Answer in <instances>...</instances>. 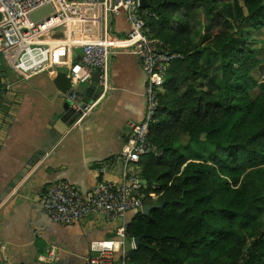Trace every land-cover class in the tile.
<instances>
[{
	"label": "trees",
	"instance_id": "obj_1",
	"mask_svg": "<svg viewBox=\"0 0 264 264\" xmlns=\"http://www.w3.org/2000/svg\"><path fill=\"white\" fill-rule=\"evenodd\" d=\"M147 2L146 33L184 59L169 66L149 126L162 156L139 161L142 205L164 204L127 222L140 238L129 264H264V80L252 73L263 63L250 44L264 0ZM187 4L203 14L196 42L188 20L168 24Z\"/></svg>",
	"mask_w": 264,
	"mask_h": 264
},
{
	"label": "crops",
	"instance_id": "obj_2",
	"mask_svg": "<svg viewBox=\"0 0 264 264\" xmlns=\"http://www.w3.org/2000/svg\"><path fill=\"white\" fill-rule=\"evenodd\" d=\"M202 18L200 8L187 4L168 24L177 28L188 20L189 38L196 42L205 27ZM128 29L124 12L110 17L115 48L109 86L92 113L68 128L54 119L64 112L68 103L64 93L72 89L68 68L24 77L0 56V92L5 88L6 99L0 115V196L22 172L17 186L0 202V264H45L41 260L51 247L56 248V256L49 264H84L92 255L90 243L113 239L116 228L135 213L129 211L112 223L89 215L66 225L53 222L42 205L47 187L54 182H69L83 195L99 181L123 182L122 165L115 156L127 140L128 124L141 121L146 109L145 76L129 51ZM79 54V49L73 51L74 61ZM43 146L45 152L29 165ZM132 167L140 171L139 164Z\"/></svg>",
	"mask_w": 264,
	"mask_h": 264
},
{
	"label": "built area",
	"instance_id": "obj_3",
	"mask_svg": "<svg viewBox=\"0 0 264 264\" xmlns=\"http://www.w3.org/2000/svg\"><path fill=\"white\" fill-rule=\"evenodd\" d=\"M45 5L51 6L50 12L32 21L29 15ZM120 12L126 14L129 24L126 34L129 51L145 76V115L141 121L128 124L127 140L115 156V161L122 165L121 184L99 181L84 195L66 181L47 187L42 205L55 223L73 224L89 215L112 223L121 221L129 211L141 210L144 184L139 170L132 165H138L143 156H162V150L148 138L149 126L160 106L166 72L173 61L184 59V54L146 33L143 17L155 14L142 8L140 0H0V56L24 77L56 67L68 68L72 89L64 95L68 106L79 111L73 125L92 113L109 86L111 54L115 48L110 17ZM61 28L64 35L48 37ZM77 49L79 59L74 61L73 51ZM95 71L103 90L95 100L83 104L82 96L73 89L89 84ZM136 248L135 238L127 235L126 224L121 223L113 239L90 243L92 255L84 264H129V252ZM55 256L56 248L51 247L41 261L49 264Z\"/></svg>",
	"mask_w": 264,
	"mask_h": 264
},
{
	"label": "water",
	"instance_id": "obj_4",
	"mask_svg": "<svg viewBox=\"0 0 264 264\" xmlns=\"http://www.w3.org/2000/svg\"><path fill=\"white\" fill-rule=\"evenodd\" d=\"M140 5L142 8H148L149 7L147 0H140ZM50 10H51V6L45 5L41 8H39L38 10L32 12L29 15V17L32 21H36V20L40 19L41 17H43L44 15H46L48 12H50ZM98 80H99V73L97 71H95L92 73L91 82L87 86H78V87L73 89V91L79 93L82 96V103L83 104L88 103L90 100H95L101 94L103 88L100 85H98ZM4 90H5V88H3V90L0 92V115L3 114V112H5L4 110H5L6 99H5ZM78 115H79V111L75 112L74 110H72L68 106V103H66V104H64V112L57 114L54 117V119H55V121L63 123V125H65L68 128L71 125H73V123L75 122ZM52 143L53 142L51 141L50 144H48V145L50 146ZM45 148H46V146L41 147L38 150V153L34 154L33 157L28 161V164L29 165L34 164V162H36L39 159L41 154L45 152L44 151ZM21 175H22V172L20 171L19 174L16 176L17 181L15 179H13L7 185L6 189L4 190V193L0 196V202L6 196V194H8L10 191H12L17 186L18 182L22 178ZM142 183L145 185L146 182L144 180H142ZM163 204H164V201H161L159 203L152 204V205H142L141 213L143 215H147L151 208H160L163 206ZM139 240H140V238H135V245L136 246H138Z\"/></svg>",
	"mask_w": 264,
	"mask_h": 264
},
{
	"label": "rangeland",
	"instance_id": "obj_5",
	"mask_svg": "<svg viewBox=\"0 0 264 264\" xmlns=\"http://www.w3.org/2000/svg\"><path fill=\"white\" fill-rule=\"evenodd\" d=\"M64 35V30L63 28L61 29H57V30H54L53 32H51L48 37L49 38H52L54 36H62ZM258 37V42L256 41L255 38ZM252 40H250V44L253 45L255 48H258V58L260 59V62L263 63L262 64V67L263 69L262 70H254L252 73H253V76L257 77L258 79H261L264 75V29H261L260 31H258V33L254 36H252ZM260 72H262L261 74H259ZM264 79V78H262ZM182 141L181 144H185L186 142V136H182L179 138V141ZM210 149L209 146H206V145H199L198 146V151L202 152V153H207V151ZM184 152H187L189 153V149L188 150H184ZM125 243H126V248H128L127 246V243H128V238L125 239Z\"/></svg>",
	"mask_w": 264,
	"mask_h": 264
}]
</instances>
